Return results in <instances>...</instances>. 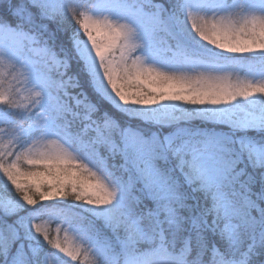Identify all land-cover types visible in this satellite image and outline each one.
I'll return each mask as SVG.
<instances>
[{"label":"snow or ice","instance_id":"snow-or-ice-1","mask_svg":"<svg viewBox=\"0 0 264 264\" xmlns=\"http://www.w3.org/2000/svg\"><path fill=\"white\" fill-rule=\"evenodd\" d=\"M0 189V264H264V0H0Z\"/></svg>","mask_w":264,"mask_h":264},{"label":"trees","instance_id":"trees-1","mask_svg":"<svg viewBox=\"0 0 264 264\" xmlns=\"http://www.w3.org/2000/svg\"><path fill=\"white\" fill-rule=\"evenodd\" d=\"M0 191H2V189H0ZM65 259H67V258H65ZM69 264H74V262L69 261Z\"/></svg>","mask_w":264,"mask_h":264}]
</instances>
